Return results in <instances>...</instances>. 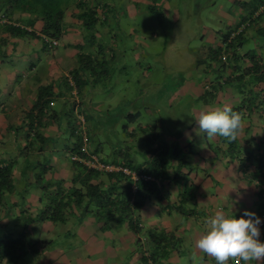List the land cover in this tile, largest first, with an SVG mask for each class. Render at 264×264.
Returning a JSON list of instances; mask_svg holds the SVG:
<instances>
[{"label": "trees", "instance_id": "obj_1", "mask_svg": "<svg viewBox=\"0 0 264 264\" xmlns=\"http://www.w3.org/2000/svg\"><path fill=\"white\" fill-rule=\"evenodd\" d=\"M117 1V0H116ZM163 0H147L146 2H137L136 5L142 10H146L148 14L161 15ZM262 0H255L254 3H260ZM123 1H121L122 3ZM111 3H115L114 0H0V44L5 42L3 34H7L9 37L22 38L29 36L40 40V49L45 50L47 42L45 39L57 40V46L61 41V37L66 34L65 23L66 17L70 20H75V25L81 28L82 37L77 47L80 52L75 53L76 65L68 70L66 75H60L59 82L66 90V99L62 100L63 104L71 108L75 105L76 112L70 113L66 116V113L59 116L54 114L51 106L48 102H51V95L55 97L54 93L49 91L50 85L42 86L37 89L35 99L31 103L29 111L26 112V119L22 117L21 124L15 125L14 122L7 124V130L11 132L15 138L12 141V152L10 150H0V218H5V223H12L17 225L20 229L17 233H5L0 231V260L6 257L7 262L11 264H18L14 259H20L28 250L35 249L36 243L29 241V236L25 232L26 227L30 223L38 221H49L63 223L67 215L71 214V207H75L79 210L80 216H91L93 222L100 225L103 229L106 227V222L111 221L114 226H119L123 222H126L131 229H139L140 221L135 216V209L139 208L148 200L160 201L165 199L167 194L158 189L157 185L153 181L144 180L145 175L161 176L160 178L167 177V181L180 189L179 198L180 205H177L176 210L182 211V205L189 200L184 198V193L187 183V169L185 163H190L189 159H183L181 152L175 154L177 151H172V157L175 159V163L169 167L170 172L164 174L162 169V161L160 152L156 153V157L150 160H144L142 166H138L129 161H126L122 154L119 158L106 159L103 156V148L98 143V139L95 135L102 134L103 142L110 143L109 138L105 135L104 127L101 125L95 129L100 128L98 132L95 129L89 130L85 133V136H81L79 131L76 130L75 125L79 126V121L83 116L87 121L91 119V113L87 112L88 108H83L81 103H87L84 99L86 94L95 90L97 81H99L100 75L106 76L105 66L108 59H113V56L104 58L103 38H94L92 30L95 27H101L107 21L109 16H112ZM258 6V5H257ZM255 6L254 8H256ZM259 7V6H258ZM257 7V8H258ZM263 12V13H262ZM264 14V9L258 13ZM256 16H254V19ZM40 23L39 29H34V24ZM68 22V21H66ZM103 22V24H102ZM250 23L246 24V27ZM245 27V28H246ZM233 29V28H232ZM231 29V30H232ZM243 32V30H242ZM116 34V33H115ZM112 34V38L109 41L114 43L115 40ZM243 33L238 32L232 38H229V30L225 34V39L229 38V42L225 43V52L232 51L228 56L237 57L236 52L233 49L236 45L242 44ZM67 46L70 44H66ZM56 46V47H57ZM94 54L92 57L90 54V47ZM111 50V45L109 44ZM4 55L3 50L0 48V58ZM211 57L215 60H220V52L213 50L210 53ZM106 60H104V59ZM248 65H243L239 68L238 73L233 77H227L223 80L224 86H234L238 91L240 97L236 104H232L228 107L232 111L241 114L242 119L249 118L250 115H257L258 121H264V60L262 57L257 56L254 53L248 55ZM225 60V59H224ZM109 62V61H108ZM104 79V78H103ZM217 79V78H216ZM172 86L170 83H168ZM97 93V92H96ZM95 96H93L94 98ZM58 99V97L56 98ZM70 99V100H69ZM77 101V103L75 102ZM90 101V99H88ZM53 102V101H52ZM62 104V105H63ZM86 106V105H85ZM91 105H89L90 107ZM93 109V107H90ZM32 110H35L36 116H31ZM128 112V111H127ZM130 112V111H129ZM131 117L128 118L130 123H134L139 116L137 109L131 110ZM65 116V118L62 117ZM118 118L123 114H117ZM108 116V113L106 117ZM37 117V118H36ZM46 117V119H44ZM60 118V120H59ZM61 118H63L61 120ZM67 118V119H66ZM134 118V119H133ZM44 119V120H43ZM132 121V122H131ZM72 123V127H67L66 131H62L64 137L62 142L68 147L69 152H74L76 156L80 158V161L98 162L102 165H110L117 167L116 170H107L104 167L97 168L89 164H83L82 162L73 163V175L65 183L61 178L46 177L45 173L51 169L49 165V153L46 148L54 144L55 135H47L43 132V129L47 125L55 126V128H61V123ZM129 124V123H128ZM127 125L120 127L122 134H126L128 137H134L133 132H126ZM21 130V133H18ZM24 130V134L22 131ZM221 142L227 143V152L229 150H235L234 146L237 145L238 140H241L240 136L233 141H229L223 137H220ZM23 138L25 143L23 142ZM85 138V139H84ZM28 139V140H27ZM8 142V141H7ZM6 142V143H7ZM4 143V142H2ZM260 148L259 158H262L264 152V141L259 140L255 142ZM18 144L22 145L19 146ZM63 144V145H64ZM131 143H127V147H132ZM260 144V145H259ZM36 145V146H34ZM129 145V146H128ZM207 145H209L207 143ZM23 146L27 149L22 152ZM34 146V147H33ZM93 146V147H92ZM65 147V145H64ZM53 146L50 148L52 149ZM157 148L155 147V150ZM16 150V151H15ZM28 150H32L28 152ZM177 150V148L175 149ZM236 152V150L234 151ZM231 158L235 157V154L229 153ZM254 154L248 152V157ZM238 152H236V156ZM18 158L21 159L18 161ZM259 158L257 160H259ZM25 162V174L23 172L22 163ZM19 165V175L14 174L13 170ZM21 164V166H20ZM242 164V163H241ZM239 165V168L242 165ZM255 168H261V165L256 164ZM126 168L127 170L136 174V179L132 180L131 174L123 172L119 167ZM174 173V178L171 177V173ZM26 175V176H25ZM18 176V177H17ZM27 182L24 187L21 186L23 181ZM32 180L28 182L27 180ZM132 186L135 188L132 189ZM28 188H34L39 191L38 204L39 209L33 214L30 209H26L25 190ZM11 194L16 200L8 202L7 195L3 193ZM186 199V201H185ZM7 204V206H6ZM27 204V203H26ZM2 206L5 207L1 213ZM171 204L166 203L165 207H169ZM264 208V207H263ZM262 210V209H261ZM259 210V211H261ZM185 212V211H184ZM187 213V212H185ZM193 209H188L187 214H192ZM259 213L256 214V216ZM79 216V217H80ZM264 226V219L259 226L260 231ZM137 231V230H136ZM154 237V235H151ZM27 246V248H25ZM161 248L160 251H162ZM157 254V253H156ZM153 255V254H151ZM155 257V256H154Z\"/></svg>", "mask_w": 264, "mask_h": 264}, {"label": "rangeland", "instance_id": "obj_2", "mask_svg": "<svg viewBox=\"0 0 264 264\" xmlns=\"http://www.w3.org/2000/svg\"><path fill=\"white\" fill-rule=\"evenodd\" d=\"M114 1L115 3H111L110 7L112 9V16H109L106 21L108 35L103 38V44H105L111 55L114 54V59L105 66V71H107L105 74L106 76L102 77V75H100L99 81H97L95 86L97 93L94 98L90 99V102L92 104L94 103V107L89 112L95 117H98L93 121L99 122V124L104 127L105 131H107L105 135L109 138V141H111V144L114 146L113 148L122 155L126 154L125 152H127L129 148L126 146L128 141L122 142L121 140L125 139V136L121 135L120 127L130 123L128 118L131 117V110L135 109L139 111V116L135 117L137 119L134 121L133 125L136 123L135 127L143 128L146 135L152 136L154 140L158 141V143H156V141H154V143L147 142L140 147L141 149L145 147H156L157 149L154 154L160 152L162 154L161 157L166 155L165 157L168 159L171 157L172 151H177L175 154L181 152L180 146H178L179 150H175V148H177L176 143L172 141L174 137L177 139L180 135H184L187 130L185 126L188 127L189 125L193 126V129L192 132H188V134L190 133L196 138L201 139V141H205L207 135L205 132L200 131L196 118H194L193 122H190V118L198 116L200 113V108L193 96L194 93H198L200 89L199 85L202 84L201 78L194 70L195 60L198 57L193 47L198 44L204 45V41H199L200 35L197 34L198 31L205 25L211 27L216 23V16L212 14V6L207 4L212 0H163L161 9V11L163 10V14L159 16H151L145 12L146 10L144 11L137 7L136 3L138 1ZM121 1L123 2L121 3ZM196 8L200 16L199 18L195 12ZM129 11L135 13V18H130L126 22H122V20L127 17ZM117 20H120V32L116 29ZM183 26L184 30H182ZM177 33L180 34V38L176 37ZM112 34H115V36H113V38L115 37L114 43L109 42L112 38ZM77 36L81 37V35ZM65 37L66 36L63 35L61 38L65 39ZM29 38L36 41L35 43L39 45L40 49V40L32 37ZM183 41L185 44L183 47H180L179 45ZM109 44L111 45V50ZM60 45L59 43L57 47H47L45 50L40 49L43 51L41 53L36 49L31 52L27 51V53H25L26 59H24V64L17 63L18 60H16L17 62H13V66L10 64L12 60H8V64L0 62V84L6 86L13 82L11 89H14V91H11V94L8 93L10 89H3L0 92V105L3 106V110L0 111L1 123L4 122L5 112L7 111L9 103L15 100L13 95L18 94L17 90L21 91L24 100L26 93L24 86L33 85L39 80V75L45 76L47 69L53 68L51 67L53 55H60L62 52ZM188 53L193 55L192 62ZM105 57L107 58V55H105ZM64 58L62 65L60 63H56L55 65H61L60 69L66 70V64L71 60V57L68 58V55L65 54ZM48 66L50 67L48 68ZM15 69L18 70L16 71ZM7 71L11 74L9 78L6 73ZM60 87L61 89L63 88L62 86ZM59 106V102L51 106L56 114L59 113ZM107 111L109 114L116 113L120 115L124 113V115H121L117 122L113 120L111 116L103 117V112ZM93 121L89 119V126L94 125ZM260 122L264 123L262 120H260ZM70 126H73L72 123H68L67 126L65 122H62L61 128L57 129V132L61 129L66 131L67 127ZM77 127L78 125H75V128ZM95 136L102 147H111V144L103 142L102 134ZM135 139H137V137H135ZM178 141L179 140H176V142ZM198 143L199 142H195L194 144L197 145ZM208 144L209 145H201V148L210 155L200 162L202 164L201 169L204 170V173L200 170V167L197 166H195V169L191 172L190 169H185L187 173V182L190 181V178H193V182L192 185L189 182L185 184L187 190H185L186 193H184V198L187 199L189 196V200L186 201L185 199L186 202L182 205V208L187 213L188 209L197 207L203 208V212H200L201 214L198 216L199 219L201 217V222L203 223L200 228V233H203L205 230V221L207 218L214 215L219 209H222L224 212L227 210V208L226 210L223 209V205L227 197L226 192L228 186L226 182L230 179V168L227 167V158H231L229 153H231V155L233 153L236 156V152H238L237 162L242 163L241 165L244 166L249 160L248 158H250V156H246L250 148H254L255 150L259 149L257 144H251L247 147L248 143L240 140H238L237 145L234 146L236 152H234L235 150L228 149L229 153L226 150L228 146L226 142L220 141L218 144L209 142ZM205 146L209 147L210 151H208ZM194 151H196V149ZM148 153L150 154V152ZM127 155L132 163H141L145 158L138 157V154H135L133 151L127 153ZM263 157L264 156H262V159ZM161 164L165 172L164 174H166L169 170V166H167V163ZM25 166L26 163L23 162L21 166L23 172ZM52 166L53 169H50L51 175L46 177L52 176V178H56V176L60 174H65V170L57 167L55 164H52ZM197 171L200 172L199 175H196ZM238 173L240 175V172ZM207 174L214 177L216 180L214 184L220 188L215 192V197H213V193H211L210 190V195H207L205 191L202 193V189L200 191V187L197 186L198 181L203 179L204 176H207ZM174 175L175 174L172 172L171 177L174 178ZM159 176L161 175L158 174L152 177L157 178ZM243 178H245V176H243ZM243 180L246 186H251L252 181ZM27 181L30 182L32 180L30 179ZM260 182H263V179H260ZM160 183L164 189L166 188L165 185H169L170 188L177 190V194L175 195L172 194L174 190H171L168 194L169 196L172 194L171 198L174 205H176L179 202L178 199H180L178 197L180 189L167 182V177L160 178ZM25 185H27L26 179L21 183L24 189ZM197 192L200 193L195 196ZM246 193L248 196H251V199L244 193L243 196L240 197V192H237V188L234 190L233 209H230L232 205H227L229 214L232 213L233 215H237L240 210H242V212L238 214L242 216L244 211H250L251 206L249 205L252 203L254 194L248 192V190ZM198 196H200V198H195ZM239 204H244V206ZM156 207L155 210H152V212H154L152 214L156 213L159 204ZM139 209L142 210V214L145 213L143 206L139 207ZM194 210L201 211L199 209ZM146 219L147 216H145L144 222H140L141 227L145 224ZM161 219L164 218L161 217ZM192 221L194 220L191 219L190 222ZM110 223L112 222H106L107 225H110ZM86 226L88 227L89 224L87 223ZM79 230L80 232H75V229H69L70 233L67 235L64 230H60L59 228L57 231L51 230L49 232L51 238H53L52 240H55L57 243L62 245L70 241L72 245L69 248L68 246L61 248V252H63L65 258L70 261L63 264H88L89 258L95 260L94 263L97 264H103V260L111 257L119 261L124 260V258H127V261H131L132 258L137 260L136 257L138 253L135 251L131 252L137 247L136 239L133 241L130 239L132 242L122 241L123 235H121L118 237L119 241H116L117 237H115L116 239L110 240L109 236L111 233L108 232L105 233L104 237L97 238V236L91 235L92 238L86 240L81 236L84 234L83 230L80 228ZM122 230H127L130 233L137 230L136 232L139 231L142 233V228L134 230L124 227ZM155 232L158 237L165 238L162 232L157 230ZM31 234L34 239L41 238V236L44 235L43 241L41 240V247L45 246L46 240H48V235L46 233L40 229L34 228ZM191 239L190 232H183L177 245H180L182 250H185L184 252L186 255L192 254L195 257L196 254L194 252L196 247L194 246V242L192 244L190 243ZM81 243L85 244L82 245ZM111 243L113 245H111ZM173 243L176 244V241L174 240ZM52 255L53 254L50 253L47 256L42 255V258L52 259L54 257ZM201 255L202 260L205 261L204 264H211L209 260L213 258L199 250L198 261H200ZM194 257L193 260L195 259ZM58 260L59 259H55L54 261ZM92 260H90L89 264H93ZM231 263L233 264V262ZM190 264L198 263L192 261Z\"/></svg>", "mask_w": 264, "mask_h": 264}, {"label": "crops", "instance_id": "obj_3", "mask_svg": "<svg viewBox=\"0 0 264 264\" xmlns=\"http://www.w3.org/2000/svg\"><path fill=\"white\" fill-rule=\"evenodd\" d=\"M137 1L146 2L147 0H134V2ZM254 2L255 0H212L209 3H207L212 6V14L216 16V23L211 27L205 25L202 27V29L198 31L197 34L200 35L199 41H204V45L198 44L193 47V50L196 51V55L198 57L195 60L194 70L195 72H197L198 76L202 80V84L199 85L200 89L198 90V93L196 94L194 93L193 96V98L196 100V103L200 108L199 112L213 110L215 108L222 109L225 106L236 104V102L239 100L240 97L238 91L232 85L224 86L223 85L224 82L222 81L227 79V77L235 76L238 73V66L240 68L243 65H248L249 52L250 53L255 52L257 56L262 57V59L264 60V14L261 15L258 14L259 12L262 11L258 6L264 4V0H262V2L259 1L260 3H254ZM255 6H257L258 8L257 7L254 8ZM195 12L199 18L200 16L198 15L197 8ZM253 16H256V18L254 19ZM130 18H135V13L129 11L127 17L124 18L122 22H126ZM248 18L250 19L249 20L250 24L245 29H243L242 32L243 42L240 45H236L235 48L233 49V52H236L237 57L234 58L232 57V55L228 56L229 54L232 53V51L230 49L229 53L225 52V43H227V41H225L226 32L228 30L230 31L241 21H244ZM66 21L65 23L68 24V26L66 27L67 29V32L65 34L66 37L65 39L61 38V41L59 42L61 44L60 49L62 50V52L60 55L57 54L53 55L52 63H51V67L53 68H49L50 66H48L49 69H47V71L45 72L46 77L44 75H39V80L36 81L33 85L24 86V89H26L24 100L22 98V94L20 90H17L18 94L13 95L15 97V100L11 101L7 107V111L5 112L6 120L4 119V122L2 123L0 122V150H6V151L10 150L11 152L13 151L11 143L15 138V136L7 130V124H9V122H14L15 125L17 124L20 125L21 124L20 120L22 119V117L24 116L23 118L26 119L25 118L27 114L26 112L29 111L31 103L33 102L36 96L35 91L37 92L38 88L42 86L47 87L48 85L51 86V88H49V91L54 93L55 97L51 95L50 99L53 101V105L56 102H59L60 105L58 114H56L53 111L55 116L56 115L59 116L61 113L62 114L66 113V116H68L70 115V113L74 114V112L76 111V108H74L75 105H73L71 108H67L69 106H67L66 104L64 105L62 103L63 102L62 100H65L67 97L65 92L66 90L64 88L61 89L60 87L62 85L59 82V77L62 74L66 75L70 68L75 67L76 57H74V54L80 51L79 49H77V47L74 48V46L82 42L81 37L83 33L81 31V28L75 25L76 23L75 20H70L66 17ZM103 22L105 23L103 26L98 28L95 27V29L92 30L91 33L94 36V38L107 37L108 27H106V21ZM120 26H121L120 20H117L116 29L118 32H120ZM39 27H40V23L36 22L34 24V29H39ZM182 30H184V26L182 27ZM77 35H81V37H78ZM3 36L5 37V42L0 44V48L3 50L4 55L2 58H0V62L4 64H8V60H12V62L10 63L12 64V66L14 65L13 62H17L16 60H18L17 63L24 64L25 63L24 59H26L25 53H27V51L31 52L34 51V49H36L40 53L43 52L39 49V45L35 43L36 41L29 38V36L16 38V37H9L6 33L3 34ZM179 36L180 34L177 33L176 37L180 38ZM66 44H70V45L67 46ZM184 44L185 42L183 41L182 43H180L179 46L183 47ZM89 48L90 50H92L91 46ZM213 50H218L221 55L225 54V60H222L221 62L220 60L213 59L210 55V53ZM103 51H104L103 54L104 58H106L105 55H107V58H109V56L114 55V54L111 55L106 47H103ZM93 52L94 49L90 51L92 57H94ZM65 54L68 55V58L71 57V60L66 64L67 67L66 70L60 69L62 62L65 59L64 58ZM188 56L191 58V62H192L193 55L188 53ZM113 59H108L106 65L108 64V61L112 62ZM56 63H60L61 65H55ZM15 70L17 71L18 69ZM6 73L8 78L11 77L9 71H7ZM12 85L13 82L11 84H7L6 86L0 84V92L3 89L5 90L10 89L8 90L9 91L8 93L11 94V91H14V89H11ZM95 94H96V90L87 93L84 98L87 99L85 100L87 103H81L83 108L86 109L88 108L87 112L89 110L90 111L92 110V108L90 107H94V103L92 104L90 101H88V99H92L93 96H95ZM57 97L58 99H56ZM75 102L77 103V101ZM89 105L91 106L89 107ZM2 110H3V106L0 105V111ZM35 112H36L35 110H32L31 112L32 118L30 119L34 120L33 115L35 116L37 115ZM107 113L108 111L103 112V117H105ZM91 116L92 117L90 118H93L90 119L91 121L98 118L95 117L94 115ZM108 116H111L112 119L116 120L117 122L120 119V117L118 118V115L116 113H112V114L108 113ZM62 117L65 118L64 115H62ZM63 118H61V120ZM194 118L198 120L197 119L198 116H194L190 118V122H193ZM44 119H46V117ZM258 120L259 119L255 114L250 115L249 118L243 117L242 119L243 128L240 130L238 136H240L241 138L240 141H245L248 143L247 147H249V145L251 144H256L255 142L259 140L264 141V123H261ZM88 121L89 120L86 121L87 131L95 129L98 126L99 127L101 126L99 122L96 121H93L94 125L89 126ZM135 125H133V123H129L126 127V132L128 133L133 132L135 134L134 137L130 138L126 136V134H122L123 132H121V135L125 136V139H121L122 142H127V141L130 142L131 143L130 145L132 146L130 148V151L131 152L133 151L135 154H138V157L141 158L145 157L142 161L155 158L156 155L153 154L155 150L153 151L152 148L150 149V147H145L144 149H141L140 147L143 144H146L147 142L154 143V141L156 140H154L152 136L146 135V132H144L143 128L135 127ZM185 128H187V130L185 131L184 135H180L177 139H175L174 137V140L172 142L176 143V147L178 150H179L178 146H180L181 156L183 159L190 158V164L185 163L184 165L187 169H190V172L195 169V166L200 167V170H202L201 169L202 164L200 162L203 161L205 157H209L210 155L208 154L207 151L201 148V145L207 144L209 142L218 144L220 143V138L216 136L211 139L207 138L205 141L204 140L201 141V139L196 138L190 133L188 134V132H192L193 126L189 125L188 127L185 126ZM61 130L63 131V129ZM61 130L57 132V128H55V126L47 125L44 127L43 132L47 135H51L52 137L54 135L57 137L53 141L54 144L46 148L47 152L49 153L48 156L49 165H51L52 169H53L52 164H55L57 167H60L61 169L65 170V174L64 175L60 174L56 176V179L61 178L65 181V183H67L71 175H73V163L69 160L70 152L68 150V147L66 146V143L64 144L62 142L63 141L62 139L64 137L62 136V134H60L62 133ZM99 130L100 128L95 129L96 132H98ZM104 132L106 131L104 130ZM18 133H21V130ZM22 133L24 134V130L22 131ZM135 137H137V139H135ZM149 137H151L152 139H150ZM176 140L179 141L176 142ZM195 142H199V143L195 145L194 144ZM23 143H25L24 138L21 144ZM156 143H158V141H156ZM63 144L65 145V147ZM107 144H111V141L110 143ZM18 145L22 146L20 144ZM52 146L53 148L50 149ZM113 147L114 146L111 144V147L106 146L105 149L103 148V150H105L103 152V156L105 155L106 159L120 157L121 153L117 152L116 149H114ZM205 147L208 151H210L209 147L207 146ZM195 149L196 151H194ZM251 150L252 153L254 154H252L251 157L248 158L249 160L246 162V165L242 166L241 168H239V165L241 163L237 162L238 155L233 158H227L228 160L227 167L230 168V179L226 182L228 188L226 192L227 197L223 205L224 210H226V208L227 210H229L227 205H232L234 200L233 192L236 188H237V192L238 191L240 192L239 194L240 197L243 196L244 193L247 197H249V199H251V196H248V194L246 193L247 190L248 192H252L254 194L252 203L249 205L251 206L249 212H253L256 215L259 212V210H261L264 207V157L263 159L259 158L260 148L258 150H255L254 148H250V151L248 152H251ZM26 151L27 149L23 146L22 152L25 153ZM30 151L28 150V152ZM149 151L153 152L152 155L148 153ZM248 152L246 153L247 155ZM125 153L126 154L122 155L123 158L126 161L132 163L131 159L128 158L127 155L128 152ZM262 155L264 156V152L262 153ZM165 156L166 155H164V157L161 159L162 163H167V166L169 167L175 163V159L172 156L169 157L168 159ZM258 158L259 160H257ZM20 160L21 159L18 158V161ZM142 161L141 163H132V164L142 166L143 165ZM256 164L261 165V168L259 169L255 168L254 166L258 167V165ZM16 166L17 168L13 170L14 171L13 173L19 175L18 172L19 165L17 164ZM50 171L51 170L47 171L45 173V176L51 175ZM202 172L204 173V170H202ZM238 172H240V175ZM199 174L200 172L197 171L196 175ZM243 176H245V178H243ZM243 179L252 181L251 186H246L245 181ZM260 179H263V182H260ZM215 181L216 180L214 179V177L207 174V176H204L203 179L198 181L197 186L200 187V191L202 189V193L203 191H205L207 195H210L211 192L213 193V197H215L216 196L215 192H217L219 188L217 185L214 184ZM188 182L191 183L192 185L193 178H190V181ZM165 186H166L165 189L161 186L162 191L167 194L165 199H162L160 201H153V200L146 201L143 205H141L144 208L145 211L144 214H142L141 209L139 208L135 209L134 215L135 216L137 215L140 221L144 222L143 220L145 219V216H147L145 224L142 225V227H140L142 228V233H140L139 231L138 232L134 231L131 233L128 232L127 230L123 231L122 229L124 227L129 228L126 222H123L121 225L116 227L112 223H110V225H106V227L101 229L99 224L93 222L91 216L88 215L80 216L79 210L73 206L71 207L72 213L66 216L63 223L49 222V221H38V222L30 223L23 232L28 234V236L30 237L29 238L30 242L36 243L35 249H28L27 246H25V248H27L28 251L20 259H14V261H16V263L18 264H63L70 262L68 261V259L65 258L63 252H61V248L66 246H68L69 248L72 246L70 241H68L67 243H63L61 245L57 243L55 240H52L53 238H51L49 232L51 230L57 231L59 228L60 230H64V232L67 235L68 233H70L69 229L70 230L75 229V232L77 231L80 232L79 230L80 228L84 232V234L81 233L82 234L81 236L83 237V239L86 240H88V238H92L91 235L97 236V238L104 237L105 233L108 232L111 233L109 236L110 240L116 239L115 237H117L116 239L117 241L118 237H120L121 235H123L122 241L132 242L133 240L136 239L137 247L133 249L131 252L135 251L138 253L137 254L138 256L136 257L137 260H134V258H132L131 261H127V258H124V260L119 261L116 260L114 257H111L103 260V264H119V263L120 264H190L192 261L197 262L198 264H202V263L204 264L205 261L202 260V255L200 257L201 262L198 261V249H195L194 253L196 254V256L194 257L192 254L186 255V253L184 252L185 250L184 249L182 250L181 246L177 245V243L180 241L183 232H190L192 237L190 241L191 244L193 242L195 243L196 240L199 239L200 235L202 234V232L200 233L201 231L200 228L201 225H203V223L201 222V217L199 219L198 216L203 212V208H198V207L193 208V213L189 215L185 213L184 210H182L181 212L176 210L175 207H177V205H180L179 204L180 201L176 205H174L171 196L172 194L173 195L177 194V190L170 188L169 185H165ZM171 190H174V193H172L169 196L168 194L169 192H171ZM199 193L200 192L195 193V196L198 195ZM24 194H25L23 196V198L25 199L24 207L25 208L27 207L26 209L29 208L30 212L33 214L39 209L40 204H38V196L40 193L38 190H35L34 188H28L27 190H25ZM3 195L5 196L7 195L8 197L7 204L9 201L12 202L13 200L17 199L16 197L14 198L13 196H11V194H7L6 191L5 193H3ZM195 198L198 199L200 198V196ZM166 203L171 204V206L166 208L165 207ZM158 204H159V208L157 209L155 214H152L154 213L152 212V210H155ZM239 205L244 206V204H239ZM5 207L2 206L1 213H4L3 210ZM233 207L234 205L230 206V209H233ZM194 209L196 210L199 209L201 211H195ZM227 210L225 211V213L229 214ZM240 212H242V210H240ZM238 214L234 215V218L237 219L240 218L241 216H239ZM161 217H163L164 219H161ZM244 218L247 219V217ZM191 219H193L194 221L190 222ZM5 220H6L5 218H0V231H2V233L3 232L5 233L12 232L13 234L17 233V231L20 228L17 225H12V223L9 222L3 225ZM87 223L89 224L88 227L86 226ZM34 228L40 229L41 231H43L48 235V240H46L47 242L45 243L44 247H41V242L44 239V235H42L41 238L34 239L31 234V232L34 231ZM156 230L162 232L165 238L158 237L155 232ZM260 232L261 234L259 239L261 242H264V226ZM151 235H154V237H152ZM174 240L176 241V244L173 243ZM84 244L85 243H83L82 245ZM111 245L113 244L111 243ZM161 248H163L162 251H160ZM49 253L53 254L52 256L54 257L52 259L42 258V255L47 256L49 255ZM193 257L195 258L194 260ZM55 259H59V260L54 261ZM90 260L92 259L89 258L88 260L89 263ZM213 260L214 259L210 258L209 262H211V264H216V261ZM94 262L95 260H92L93 264H97ZM231 262L232 261H229L228 264H232ZM0 264H11V263H8L6 257H3L0 260ZM241 264H244V262L242 261Z\"/></svg>", "mask_w": 264, "mask_h": 264}, {"label": "clouds", "instance_id": "obj_4", "mask_svg": "<svg viewBox=\"0 0 264 264\" xmlns=\"http://www.w3.org/2000/svg\"><path fill=\"white\" fill-rule=\"evenodd\" d=\"M259 7L260 10H263L264 4H261ZM249 20L248 18L241 21L230 30L229 38H232L238 32L242 33V30L245 29ZM229 38H226L225 41L229 42ZM52 40L56 42L54 45H50V41ZM45 42H47V45L50 47L57 46V40L55 39H45ZM220 58L224 60L225 54H222ZM48 105L52 106L53 102H48ZM197 124L199 125L200 131L206 133L207 138L211 139L220 136L229 141L235 140L240 130L243 128L241 114L232 111L228 106L222 109L215 108L213 110L201 111L198 115ZM76 130L79 131L81 136H85L87 132V122L83 116ZM149 138L152 139L151 137ZM128 148L127 152L129 153L131 152V147ZM151 148L153 151L155 150V147H150V149ZM149 152L152 155L153 152ZM162 158L163 157H161V159ZM69 160L82 162L83 164H89L97 168L106 166L98 162L91 163L82 161V159L80 161V158L76 156L74 152L69 153ZM108 167H111V169L107 170H116L117 168L110 165H108ZM118 169H121L123 172H129L132 180L136 179V174L126 168L120 166ZM168 172H170V169ZM143 179L153 181L158 189H162L158 178L145 175ZM133 188L135 187L132 186V189ZM263 211L264 208L258 212L259 214L257 216L253 212L244 211L243 215L237 219L234 218L232 213L227 214L222 209L217 210L214 215L210 216L205 221V230L195 242L196 249L212 257L216 261V264H228L229 261H232L233 264H241L242 261L244 264H252V262H254V264H264V242H261L259 239V225L261 220L258 217ZM244 217H247V219Z\"/></svg>", "mask_w": 264, "mask_h": 264}, {"label": "built area", "instance_id": "obj_5", "mask_svg": "<svg viewBox=\"0 0 264 264\" xmlns=\"http://www.w3.org/2000/svg\"><path fill=\"white\" fill-rule=\"evenodd\" d=\"M56 42L54 40L50 41V45H54ZM106 169H111V167L105 166ZM262 222V220L264 219V211L258 216ZM261 225V223H260ZM259 225V226H260Z\"/></svg>", "mask_w": 264, "mask_h": 264}]
</instances>
